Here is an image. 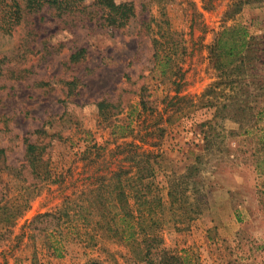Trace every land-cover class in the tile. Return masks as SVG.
I'll list each match as a JSON object with an SVG mask.
<instances>
[{"label":"rangeland","instance_id":"obj_1","mask_svg":"<svg viewBox=\"0 0 264 264\" xmlns=\"http://www.w3.org/2000/svg\"><path fill=\"white\" fill-rule=\"evenodd\" d=\"M117 1L135 6L126 28L107 27L88 0L94 13L59 16L45 7L12 34L0 31L5 67L31 70L23 79H0V218L19 212L11 224L0 221V264H133L127 246L105 237L94 246L72 234L56 255L30 224L96 176L128 167L131 149L117 146L130 142L151 152L154 186L167 205L173 184L199 200L200 213L187 223L175 222L184 213L162 215L163 247L182 256L181 264H264V169H257L264 160V64L256 60L264 59V0H244L239 11L236 0ZM236 24L252 36L246 65L241 75L223 76L211 46ZM82 47L85 58L70 63ZM73 77L79 84L68 95ZM102 100L123 108L100 115ZM25 138L49 144L44 181L24 162Z\"/></svg>","mask_w":264,"mask_h":264},{"label":"trees","instance_id":"obj_2","mask_svg":"<svg viewBox=\"0 0 264 264\" xmlns=\"http://www.w3.org/2000/svg\"><path fill=\"white\" fill-rule=\"evenodd\" d=\"M87 2L88 0H0V31L12 34L24 20L45 7L59 16L76 12L94 13L92 8H96L101 12L103 23L113 29L128 27L136 15L132 2L94 0L92 8H89L91 6H88ZM243 2L244 0H236L233 4L236 11L240 10ZM251 37L248 28L242 24L226 27L218 33L211 46V55L223 76L242 74V66L246 65L245 51L250 46ZM85 55L84 47L76 49L70 55L69 62L78 64ZM262 56L257 55L256 60L264 64ZM4 61L5 59L0 58V79L5 76L23 79L31 72L29 68L5 67ZM39 84L46 85L47 82L41 81ZM78 84L77 77L67 80V94H73ZM211 89L214 90V87ZM96 106L100 115L113 111L118 113L123 108L120 102L116 104L107 100L99 101ZM40 132L47 133L44 129L39 130ZM48 146V143L25 138L24 162L39 181H44L49 176V172L43 171L41 166ZM133 146V142L117 146L122 149H134L133 152L128 150L129 154L124 158L130 162L128 167L120 166L110 174L96 176L95 182L90 186L65 196L64 202L57 210L39 213L31 221L34 230L46 235V245L53 253L61 255V242L65 237L75 234L86 238L87 245L95 246L98 237H105L127 246L129 261L133 264H181L182 256L163 247L164 237L158 232L167 220H163L162 215L165 209L184 213L188 218H177L175 222L177 226L187 223L200 213L199 200H192L185 188L173 184L169 186L170 201L167 205L159 193V187L154 186L156 171L152 166L151 152H139ZM5 167L8 172L12 170L9 166ZM262 168L264 169V160H258L257 169ZM17 213L19 212H16L15 208L10 209L0 221L11 224L19 216ZM158 213L161 216H158ZM44 220H50L49 224L54 222V228L49 230V224L39 226ZM65 223L71 227L67 234L61 230ZM79 224H82V228ZM86 264H100V261L89 259Z\"/></svg>","mask_w":264,"mask_h":264}]
</instances>
